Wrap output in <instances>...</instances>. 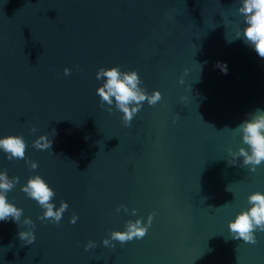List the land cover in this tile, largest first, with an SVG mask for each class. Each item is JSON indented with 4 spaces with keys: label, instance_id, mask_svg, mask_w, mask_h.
<instances>
[{
    "label": "water",
    "instance_id": "95a60500",
    "mask_svg": "<svg viewBox=\"0 0 264 264\" xmlns=\"http://www.w3.org/2000/svg\"><path fill=\"white\" fill-rule=\"evenodd\" d=\"M241 3L0 0V137L27 144L24 159L0 150V171L18 179L8 199L23 209L19 224L0 221V264H264V232L252 244L229 228L264 192V163L252 171L229 153L248 147L235 127L264 110V58L236 35ZM116 65L162 93L131 126L97 95L98 70ZM41 135L51 148L33 146ZM37 174L56 208L68 202L59 224L22 191ZM151 213L143 238L103 244ZM33 225L27 244L18 234Z\"/></svg>",
    "mask_w": 264,
    "mask_h": 264
},
{
    "label": "clouds",
    "instance_id": "9594fccd",
    "mask_svg": "<svg viewBox=\"0 0 264 264\" xmlns=\"http://www.w3.org/2000/svg\"><path fill=\"white\" fill-rule=\"evenodd\" d=\"M238 12L245 18L246 27L237 32V38H243L244 42L252 46L259 57L264 58V0H242ZM221 70L226 74L227 65L218 64ZM187 71V70H186ZM65 75L71 74V69H64ZM98 80H104V83L98 87L97 95L101 100V107L106 103L108 111L112 112V105L123 113L122 120L125 126H131L133 118L141 110L145 101L149 105H156L162 99L160 90H154L149 93L142 87L141 77L136 70L122 71L119 65L112 67H101L96 75ZM106 78V79H105ZM183 83V77H181ZM237 132L242 133L244 144L248 147H241L238 153L233 154L229 149L230 155L243 157V164L250 166L255 171L258 165L264 163V110L257 109L249 113L248 118L243 120L237 127ZM35 132V128L32 129ZM35 148L46 150L52 147V140L47 135H41L34 141ZM27 144L22 135H5L0 137V150L7 154L8 159H24L26 155ZM31 168L38 167L36 161L30 162ZM18 179L9 178L7 170L0 171V221L12 219L19 224L23 209L10 202L7 193L17 184ZM22 191L30 198L36 200L38 204L45 209L42 220H51L56 224L61 221L64 212L68 209L67 201H62L59 208L53 203L55 196L54 189L39 174L31 176L27 183L23 185ZM250 207L239 212L236 217L230 221L229 228L233 238L243 240L246 243L255 244L257 242L256 231L264 232V192L255 191L248 197ZM127 211V206L120 205ZM133 215L136 210L133 209ZM155 213L148 216L145 224L143 218L135 221L129 220L126 223L125 230H114L110 238H105V246L115 247L113 241H119L122 245L133 239L143 238L152 223ZM79 219L78 215L71 217V223L75 224ZM25 224H33L30 218L24 220ZM34 227L31 230L19 232V238L27 244H32L35 239ZM96 242L90 240L85 246V250L92 249Z\"/></svg>",
    "mask_w": 264,
    "mask_h": 264
}]
</instances>
